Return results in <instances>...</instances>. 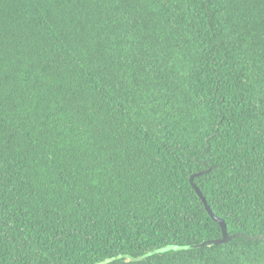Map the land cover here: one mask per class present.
Wrapping results in <instances>:
<instances>
[{
  "label": "trees",
  "instance_id": "16d2710c",
  "mask_svg": "<svg viewBox=\"0 0 264 264\" xmlns=\"http://www.w3.org/2000/svg\"><path fill=\"white\" fill-rule=\"evenodd\" d=\"M209 169L243 236L195 248L222 237ZM247 235L264 0H0V264H264Z\"/></svg>",
  "mask_w": 264,
  "mask_h": 264
},
{
  "label": "water",
  "instance_id": "95a60500",
  "mask_svg": "<svg viewBox=\"0 0 264 264\" xmlns=\"http://www.w3.org/2000/svg\"><path fill=\"white\" fill-rule=\"evenodd\" d=\"M210 170L211 169L205 170V171H202V172H198V173H194L191 176V178H190V183L193 186V188L195 189V191L198 194V196L201 198V200H202L206 210L208 211L209 215L211 216V218L220 225V227L222 229V237L221 238H217V239L203 241L202 243H200L198 245H195L194 246L195 248L196 247H204V246H208V245H222V244L230 242L231 240H233L235 238L243 236V234H240V233H238V234H229L228 233V228H227V224H226L225 220H223L222 218L217 217L214 214V212L212 211L211 207L209 206L206 198L204 197L202 191L197 186V184L195 182V178L207 174ZM245 237L247 239H249V240H258V239H263L264 240V235H258V236H249V235H247Z\"/></svg>",
  "mask_w": 264,
  "mask_h": 264
}]
</instances>
